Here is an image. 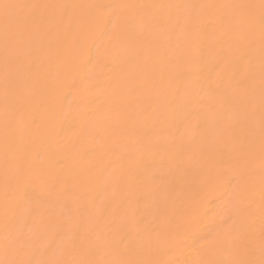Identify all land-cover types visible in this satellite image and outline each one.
<instances>
[{
  "label": "bare ground",
  "instance_id": "bare-ground-1",
  "mask_svg": "<svg viewBox=\"0 0 264 264\" xmlns=\"http://www.w3.org/2000/svg\"><path fill=\"white\" fill-rule=\"evenodd\" d=\"M261 16V0H0V261L258 264Z\"/></svg>",
  "mask_w": 264,
  "mask_h": 264
},
{
  "label": "snow or ice",
  "instance_id": "snow-or-ice-1",
  "mask_svg": "<svg viewBox=\"0 0 264 264\" xmlns=\"http://www.w3.org/2000/svg\"><path fill=\"white\" fill-rule=\"evenodd\" d=\"M5 9V16L7 17V10L9 8H15V7H21L20 5H10L5 4L3 5ZM261 8H262V16H261V31H262V37H264V0H261ZM0 264H6L4 261H0ZM7 264H33L32 261L24 260V261H13V262H7ZM232 264H257L256 261L247 260V261H233ZM258 264H264V258H262Z\"/></svg>",
  "mask_w": 264,
  "mask_h": 264
}]
</instances>
